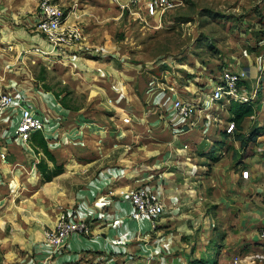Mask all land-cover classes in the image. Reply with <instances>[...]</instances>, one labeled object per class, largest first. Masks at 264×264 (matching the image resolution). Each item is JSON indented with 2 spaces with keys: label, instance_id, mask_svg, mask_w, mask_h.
<instances>
[{
  "label": "crops",
  "instance_id": "1",
  "mask_svg": "<svg viewBox=\"0 0 264 264\" xmlns=\"http://www.w3.org/2000/svg\"><path fill=\"white\" fill-rule=\"evenodd\" d=\"M1 1L0 5L6 4ZM55 1L69 11L66 24H70L68 23L70 20L74 24H80L78 20L81 18L77 20L73 17L79 12V4L84 10L96 9L97 13L101 9L103 13L118 10L116 5L118 0L116 2L97 0L93 1L96 4L85 5L74 2L77 4L67 5L72 10L62 3L63 0ZM8 3L14 6V10L15 8L27 10L25 8L29 5L23 0ZM81 16L82 14L78 15ZM87 22L90 24L89 29ZM108 23L105 16L97 21L85 17L82 20L83 25L80 24L78 29H82L85 35L89 34L86 44H91L89 39L92 41L97 38L96 35L102 34V28H107ZM11 36L2 33L0 40L10 39ZM99 50L100 48L96 49ZM254 55V58L250 57L242 62L239 69L243 79L250 86L256 85L259 71L264 69V57L259 53ZM80 64H85L84 59ZM91 66L101 68L102 65L99 62L97 65L94 61ZM181 76L183 75L180 74L179 77L183 78ZM190 77L193 79L186 78L175 83L160 81V86L154 93L150 85L144 87V92L146 90L144 102L150 101L147 106V109L150 108L147 110L148 116L154 113V118L146 120L145 113L138 114L141 121L148 123L149 127L136 132L134 129L123 128L121 133L120 129L114 127L115 122L112 123V120L109 124L98 122L101 116L99 113L72 112L65 108L52 92L44 89L30 91L29 85L26 89L4 91L11 92L16 103L30 105L44 115L48 122L43 133L56 161L50 160L33 140L23 141L16 136L19 109L0 111V264H148L154 258V254L162 250L163 253L169 251L168 255L172 251L175 252V242L173 245L169 243V240L173 239L168 237L167 230L174 227L176 228L174 236L179 235L178 240L180 238L192 240L196 238L200 226L203 228L208 226L206 223L200 225L205 218H202L198 211L196 206L198 203L193 204L188 220L183 217L186 213H183L181 208L174 210L173 218L168 217L169 215L160 217L155 226H152L148 218L136 220L130 217L131 204L118 196V189L121 186L135 187L145 184L150 176L144 172L135 175L132 171L134 167L128 165L127 160L124 163L117 154L113 156V152L120 147L117 138L119 132L120 136H126L127 139L138 138V142L128 141L123 144V151L126 152L132 151L135 146L144 151L155 141L159 150L164 153L159 160L163 166L160 173L170 169L166 162L176 156L177 163L174 169L180 178H183L179 180L182 183L180 189H189V199L196 201L207 199L216 205L214 213H206L205 222L213 219L219 227V232L226 239L227 247L232 250L229 264H264V240L260 235L264 227V158L262 161H254L255 157L247 152L253 149L256 153L264 148V96L254 102L255 114L243 121L246 135L256 132L261 127L263 129L259 131L257 140L250 142L251 148L244 147L245 154L234 160V150L240 151L241 144L227 130L233 122L229 111L230 101L226 99L211 101L209 97L212 90L205 92L201 86L209 78L193 74ZM8 81L10 80L0 73V88L11 86L12 82L7 83ZM261 81L259 94L264 91V76ZM96 87L98 90L96 94H100L102 103L103 100L110 99L109 109L113 111L105 112L110 116H119L116 117V122L118 119L121 122L125 121L124 126L130 124L132 121L129 119L132 117L127 116L132 115L119 113L117 109L115 112L114 107L118 108L120 101L110 96L106 90L108 86L101 84ZM122 95L124 104L130 101L126 105L142 103L138 94L135 97L133 92L126 90ZM176 98H181L192 105L190 116L180 115L174 109ZM151 121H156L161 127L150 128ZM222 140H230L234 148L231 151L224 150V155L217 158L210 167L200 160L198 155L192 158L187 156L189 151L197 148L201 150L203 146L206 153L209 147L221 143ZM177 152H181L179 157L176 155ZM42 160L47 163L50 170L60 165L62 171L52 179L46 180L39 167ZM148 162L149 159L146 160V163ZM242 165L243 170L247 171V176L238 170ZM205 167L208 168L207 171ZM164 177L161 181H164ZM160 195L164 197L165 193L162 191ZM177 198L180 203L188 199L182 191L178 193ZM63 215L86 222L89 231L84 234L73 233L63 245L57 247L46 240V231L54 228ZM164 220L166 223H163ZM172 224L173 226H170ZM164 231L166 232L163 233ZM171 233L173 232L170 230ZM201 233L202 236L205 232ZM256 253L263 256L250 257ZM236 257L252 260L250 263L242 261L236 263L234 262ZM170 259V262L177 264V258Z\"/></svg>",
  "mask_w": 264,
  "mask_h": 264
},
{
  "label": "rangeland",
  "instance_id": "2",
  "mask_svg": "<svg viewBox=\"0 0 264 264\" xmlns=\"http://www.w3.org/2000/svg\"><path fill=\"white\" fill-rule=\"evenodd\" d=\"M9 1L17 2L18 0L1 1L6 4L0 5V34H10L15 38L11 36L10 39L0 40V73L10 80L7 83L12 82V85L0 88V94L4 91L26 89L29 88V85L30 91L46 90L45 86H47L52 90L61 91L63 95L69 92L70 101L82 106L72 112L99 113L101 116L98 118V122L109 124L112 120V123L115 122L114 127L120 129L121 133L123 128L134 129L135 132L148 129V123H143L138 114L145 113L146 120L154 118V113L148 116L147 112L150 109H147L150 101L144 102L143 99L146 92V90L144 92L145 86L150 85L154 93L159 88L160 81L175 83V81L178 82L186 78L192 80L193 78L190 76L193 74L209 78L205 84L201 85L203 91L209 92L213 90L214 83L220 80L219 75L225 69L241 73L239 69L242 62L250 57L254 58V54L257 53L264 57V0H185V3L163 17L161 21L143 13L142 15L132 13L126 4L129 0H115L118 10L105 11L104 13L102 9L99 13L96 12V9H94L95 11L84 10L79 4V12L73 17L77 20L81 18L78 20L81 25H83L82 20L85 17L91 21H97L105 16L109 22L108 27L102 28V34H98L99 37L96 35L97 28L95 35L98 39L92 41L89 39L91 44H86L89 34L85 35L81 29L82 37H78L70 43H61L57 47L50 45L38 30L39 0H23L24 3L27 1L29 4L30 8H25L27 10L18 8L14 10V6H10ZM93 1L97 0H63L62 3H65L66 6L76 5L77 3L74 2L82 3V5L85 3L96 4ZM80 14L82 16L78 17ZM71 21L66 25L75 28L81 26ZM87 25L89 29L88 22ZM98 48L100 50L96 51ZM83 59L85 64L81 65L80 62L83 63ZM94 61L97 65L98 62L101 63V68L91 66ZM180 74L183 75L181 76L183 78L179 77ZM262 75L264 76V69L259 71L256 85L252 86L254 91L257 90L256 101L264 96V91L259 94ZM101 84L108 86L106 90L109 91L110 96L120 101L119 107H114L115 112L117 109L119 113L132 115L127 116L132 117L129 119L132 121L129 122L130 124L124 126L125 121L121 122L118 119L116 122V117L119 118V116H110L107 113L113 111L109 109L110 99L103 100L102 103L100 94H96L98 92L96 85ZM126 90L133 92L135 97L138 94L142 103L126 105V103H130V101H126L124 104L122 93ZM50 92L53 93V91ZM167 108L169 109V106ZM151 122L150 128L161 127L156 121ZM3 125L6 126L5 123ZM120 132L117 136L120 147L119 150L113 152V156L117 154L124 163L127 160L128 165L134 167L132 171L135 175H141L143 172L145 175H149L150 177L147 178L149 181L145 183L155 188L158 193H162V191L165 193L164 199L169 210L163 217L169 215L168 217L173 218L174 210L181 208L182 212L186 213L183 217L188 220L191 217L193 204L198 203V205L196 204L198 211L202 218H205L200 225H208L206 228L200 226L196 238L192 240L182 238L178 240L179 235L174 236L176 229L174 227L170 229L173 232L171 234L170 230H167L166 234L173 239V241L169 240V243L173 245L175 242V252L172 251L168 255L169 251L163 253L162 250L160 253L154 254V258L148 264H167V260L169 264H176V262H170L171 257L177 258V264L179 262L188 264L190 259L204 257L209 259L210 264L231 263L230 251L232 250L227 247L226 239L219 232L216 222L213 219L205 222L206 213H214L216 205L207 199L199 201L189 199V189H180L181 181L179 180H183V178L181 179L179 173L174 169L175 163H177L176 156L169 158L166 162L170 169L160 173L163 166L159 160L164 153L162 154V150H159L158 144L154 141L144 151L135 146V149L126 152L123 151V144L128 141L138 142V138H135L136 140L134 138L127 139L126 136H120ZM250 145L249 143L247 146L250 147ZM203 147L201 150L197 148V150L189 151L187 156L192 158L194 155H198L199 159L205 162L208 167L212 166L217 158L224 155V150L231 151L234 148L230 140L216 143L209 147L206 153L203 151ZM240 151L235 152L234 160L245 154L243 149ZM247 152L255 157L254 161H262L264 158V148L256 153L253 152V149L247 150ZM179 153L181 154V152H177V157H179ZM165 156L169 157V155ZM122 157L124 159H121ZM148 159L149 162L146 163ZM142 166H146V168ZM243 166L238 168L242 175L246 172L243 170ZM204 169L207 171L208 168ZM162 177L165 178L164 181H161ZM181 191L187 195L188 199H184L180 203L177 197ZM163 223H166V220ZM201 232L205 233L201 236ZM155 237L158 236L155 235ZM251 257L253 256L251 255ZM250 260L252 259H242L241 261L250 263Z\"/></svg>",
  "mask_w": 264,
  "mask_h": 264
},
{
  "label": "built area",
  "instance_id": "3",
  "mask_svg": "<svg viewBox=\"0 0 264 264\" xmlns=\"http://www.w3.org/2000/svg\"><path fill=\"white\" fill-rule=\"evenodd\" d=\"M185 0H129L128 6L132 13H142L150 18L163 19ZM125 5V4H124ZM38 30L54 46L61 43H70L72 40L82 37V30L77 27L66 25L67 12L55 0H39ZM218 81L213 86L209 99L211 101L226 99L227 101L237 100L240 102H251L257 97V90L253 87L247 88L241 84L242 73L225 69L219 75ZM3 109H19L20 117L16 124L15 134L23 141L31 139L32 133L45 129L47 120L41 113L34 110L30 105L16 103L15 97L11 92L0 94V111ZM174 109L183 116H190L192 105L176 98ZM234 129L232 122L227 130ZM247 176V171L244 172ZM118 196L127 200L131 204L130 217L136 220L150 219L152 226L156 221L165 215L167 205L164 197L148 184H141L135 187H120ZM89 227L86 222L79 219H71L65 215L61 216L54 228L46 231V240L54 246L60 247L73 233H86ZM261 237L264 240V227L261 230ZM261 258V253L252 255ZM251 257V256H250ZM242 257H236L234 262L238 263Z\"/></svg>",
  "mask_w": 264,
  "mask_h": 264
},
{
  "label": "trees",
  "instance_id": "4",
  "mask_svg": "<svg viewBox=\"0 0 264 264\" xmlns=\"http://www.w3.org/2000/svg\"><path fill=\"white\" fill-rule=\"evenodd\" d=\"M241 84L246 86L247 88L251 87L246 82L245 79H242ZM45 87H46V90L53 91L56 98L65 108L70 109V110H78L82 107L80 105L73 104L70 101L69 92L63 95L61 91L52 90L50 87H47V86ZM253 101L255 102L256 99H254ZM254 102L251 101L247 103V102H240L237 100L230 101L229 111L231 115V120L234 122V129L229 132H231V135L233 136L234 139L240 141L241 149L246 147L250 142H255L257 133L259 134V131L263 129L261 127L257 129L256 132L254 131L249 135H246L244 131V126H243L244 119L248 116L254 115L256 112V107H255ZM43 130L44 129L33 132L31 136V140H33L37 146H40L43 149V151L46 153V155L48 156L50 160H53L55 162L56 158L49 150L47 139L45 138V134L43 133ZM235 152H237V149L234 151V157H235ZM39 167L44 173V177L46 178V180L52 179L54 175L62 171V166L60 165H56L53 170H50L47 163H45L44 160H42L39 163ZM210 263L211 262L209 261V259L204 257V258L193 259L188 264H210Z\"/></svg>",
  "mask_w": 264,
  "mask_h": 264
}]
</instances>
